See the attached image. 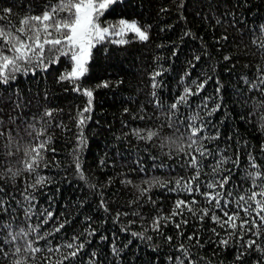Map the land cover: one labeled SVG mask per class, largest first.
I'll list each match as a JSON object with an SVG mask.
<instances>
[{"label": "trees", "instance_id": "16d2710c", "mask_svg": "<svg viewBox=\"0 0 264 264\" xmlns=\"http://www.w3.org/2000/svg\"><path fill=\"white\" fill-rule=\"evenodd\" d=\"M57 2L0 0V27L14 30ZM120 19L137 22L148 40L110 37L92 49L77 81L60 79L72 69L61 56L0 84V264H264V227L256 235L255 225L241 230L237 220L233 230L211 219L214 210L226 220L240 196L264 186L247 175L264 173V85L252 87L264 75V0H120L100 23ZM185 89L193 94L181 103ZM191 123H203L204 157L188 148ZM41 141H48L44 160L29 172L26 152ZM189 153L200 161L192 185L199 192L176 184L195 175ZM224 176L223 189L207 188ZM216 191L225 193L222 210L202 195ZM179 200L192 211L176 209ZM239 215L261 223L255 213ZM29 242L41 251L30 252ZM69 243L84 248L65 260L75 250Z\"/></svg>", "mask_w": 264, "mask_h": 264}, {"label": "snow or ice", "instance_id": "6c2138e0", "mask_svg": "<svg viewBox=\"0 0 264 264\" xmlns=\"http://www.w3.org/2000/svg\"><path fill=\"white\" fill-rule=\"evenodd\" d=\"M120 0H58L54 5H51L47 8L41 15L27 16L21 19L20 26L5 29L0 27V84H8L10 81L16 79L17 73L28 74L29 71L33 73L37 68L46 70L49 64L57 63L61 56L68 57L72 62V69L65 75L60 77L61 80H79L84 74L88 71L87 64L89 62L92 49L98 44H102L105 40L109 39L112 36L123 37L128 33H134L141 41L148 40V34L146 31L142 30L138 26L137 22H129L126 19H120L115 24H107L102 26L100 23L101 17L105 14L106 10L110 6L119 3ZM5 13H9L10 9H5ZM5 19V17H0V20ZM119 44H124L127 41L124 39H119L115 41ZM48 53V56H46ZM199 59V57H197ZM225 59H228L227 57ZM31 66V67H26ZM156 75H159L157 73ZM247 83V81H246ZM264 85V75L259 77V82L253 84V88H259ZM106 86V85H105ZM155 87V85H154ZM204 87L203 84L198 86L199 89ZM79 91V89H76ZM84 94L89 97V105H91L92 92L90 90H84ZM190 89H185V96L180 97V102L183 103L188 95H192ZM170 108L172 110L177 109V103L171 104ZM219 108H214L213 111H216ZM85 112L90 111L89 108L84 109ZM47 116H51V112L45 113ZM193 121L196 120V117L192 118ZM84 118L83 113H81L80 124L83 125ZM190 135L188 137L189 144L188 148L195 153L199 154V157H204L208 155L207 149L204 147L202 140L203 137L200 136L201 132L204 130L203 123L197 125L195 123L189 124ZM2 135V133H0ZM155 133L149 132L147 138L151 139ZM50 139V138H49ZM48 141H41L34 147H31L29 151L26 152V155L29 157L26 162V170L29 172L35 171L44 160L43 152L47 149ZM183 151V149H181ZM190 155L189 166L195 169V175L187 182L182 180H177L176 184L182 187V190L192 193L193 191L199 192V184H196V187L193 188V182L199 180L200 177V161L196 155ZM226 162L225 160L218 161L216 166L213 168V173L219 172L220 165ZM238 163V161H237ZM46 166V165H45ZM254 168L258 167L253 163ZM79 167V165H77ZM16 175V173H13ZM249 177L253 178V183L255 184L256 178L264 179V173L256 171L254 176L252 173L247 174ZM44 177H39L36 181L37 184H42L44 182ZM229 183V177L224 176L219 181L208 182V189H223L226 184ZM35 187V185H32ZM209 205L214 203L215 208L221 209V197L225 195L222 191H216L214 194L210 192L202 193ZM228 196H231L232 193L228 192ZM260 197V199H257ZM196 203L195 198L190 202L191 205ZM228 201H225L227 204ZM246 205V206H245ZM254 205V206H253ZM187 207L191 212L192 208L190 205L185 204L184 201L179 200L176 202V209H181ZM222 210V209H221ZM210 209H202V215L200 219H203L204 216L209 214ZM240 211H243L246 217H252V214L255 213L256 217L259 218L261 222L257 224L255 218L252 219H240ZM264 186L261 187L259 192L252 191L250 189V195L240 196L237 201V211L232 215H229L228 212H224L223 215L227 217L226 220L221 221L219 217L214 214L211 216V219L217 223H220L222 227H230L231 229H237L238 225L237 220H240L239 228L241 230H248L246 226L249 224L255 225L257 227L256 235H259V228L264 227ZM178 213L174 210L173 215ZM193 215L195 213L193 212ZM46 216L48 219H51L52 213L47 212ZM46 219L44 223H47ZM182 223H187V221H182ZM64 225L61 224L59 228L54 229L55 232H59L60 228ZM41 225L37 224L32 231L40 228ZM177 228L180 227L179 224L176 225ZM236 233H230V235H235ZM51 233H45L44 236L38 237V239H45ZM135 235V234H134ZM193 237H189L192 239ZM16 237H12V241H15ZM76 239V238H74ZM169 239H171L169 237ZM11 242V241H8ZM222 244H227V240H222ZM249 247L255 244V241L247 242ZM67 248L75 249L70 252L68 256H65L64 259L67 260L69 257H75L80 250L84 248V244L79 245L69 243L66 245ZM27 248L32 253L40 252L41 249L38 247H33L29 242ZM183 248V245L181 246ZM59 251V248L56 249ZM2 251V249H0ZM16 253H19L21 249L17 247L15 249ZM52 251V249H49ZM115 251V249H114ZM5 255H7L5 253ZM16 264H21L20 261H16ZM57 264H62V261H57ZM183 264V261L180 262Z\"/></svg>", "mask_w": 264, "mask_h": 264}, {"label": "rangeland", "instance_id": "374dc122", "mask_svg": "<svg viewBox=\"0 0 264 264\" xmlns=\"http://www.w3.org/2000/svg\"><path fill=\"white\" fill-rule=\"evenodd\" d=\"M126 20H128L129 22H132V21H134V20H131V19H126ZM143 30V29H142Z\"/></svg>", "mask_w": 264, "mask_h": 264}]
</instances>
